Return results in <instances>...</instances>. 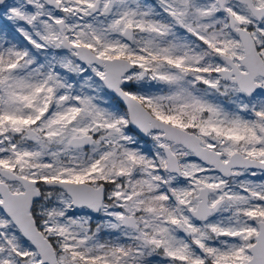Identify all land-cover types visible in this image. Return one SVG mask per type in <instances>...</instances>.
<instances>
[{
	"label": "snow or ice",
	"instance_id": "6c2138e0",
	"mask_svg": "<svg viewBox=\"0 0 264 264\" xmlns=\"http://www.w3.org/2000/svg\"><path fill=\"white\" fill-rule=\"evenodd\" d=\"M0 264H264V0H0Z\"/></svg>",
	"mask_w": 264,
	"mask_h": 264
}]
</instances>
